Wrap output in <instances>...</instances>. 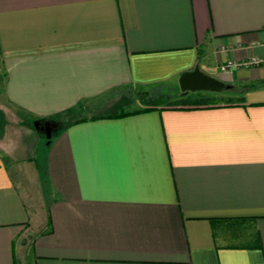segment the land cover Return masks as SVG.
Segmentation results:
<instances>
[{
    "label": "crops",
    "instance_id": "0c3cea01",
    "mask_svg": "<svg viewBox=\"0 0 264 264\" xmlns=\"http://www.w3.org/2000/svg\"><path fill=\"white\" fill-rule=\"evenodd\" d=\"M194 64L228 104L102 115ZM0 106L56 130L46 201L0 155V264H264V0H0Z\"/></svg>",
    "mask_w": 264,
    "mask_h": 264
},
{
    "label": "rangeland",
    "instance_id": "374dc122",
    "mask_svg": "<svg viewBox=\"0 0 264 264\" xmlns=\"http://www.w3.org/2000/svg\"><path fill=\"white\" fill-rule=\"evenodd\" d=\"M170 83L174 86L173 82ZM131 90L133 92H142L144 89L133 86ZM219 91H221L219 92L220 94H215L214 98L217 101H222L224 96L219 95H225L228 90L223 88ZM123 102L124 98H120L117 102L101 110L115 111L120 106L126 108L136 104L134 100L132 104L127 105L123 104ZM3 109L0 106V155H4V158L7 159L10 173L16 178L17 183L21 185L22 190L26 192H28L27 190L32 191L33 194L40 195L46 201L54 191L46 173L47 138L53 139L56 130L52 129L48 135L45 129L41 127L42 121L35 124L29 119L25 120L23 116L16 119ZM101 110L99 111L101 112ZM93 112V109L85 108L76 112V114L89 115ZM72 114L71 112L69 114L64 113V119L72 116ZM58 117L60 122L64 121V119H60L62 116ZM21 127H26L27 130H20Z\"/></svg>",
    "mask_w": 264,
    "mask_h": 264
},
{
    "label": "trees",
    "instance_id": "16d2710c",
    "mask_svg": "<svg viewBox=\"0 0 264 264\" xmlns=\"http://www.w3.org/2000/svg\"><path fill=\"white\" fill-rule=\"evenodd\" d=\"M136 86L144 89L142 92H133L131 87ZM123 88V89H122ZM119 91V98H124L123 104H132L135 101V105L124 108L118 107L115 111H107L103 116H122L139 111H146L150 109L159 108H177V109H190V108H202L218 105L219 101L214 98L216 92L209 90H179L166 81H157L147 86H138L125 83ZM112 89L108 93L112 92ZM229 98L224 97L223 104H228ZM93 116V115H92ZM82 117H75L71 121H76ZM244 218V217H239ZM247 233L242 231V241L253 242L251 245L257 246V232L255 230H248Z\"/></svg>",
    "mask_w": 264,
    "mask_h": 264
},
{
    "label": "water",
    "instance_id": "95a60500",
    "mask_svg": "<svg viewBox=\"0 0 264 264\" xmlns=\"http://www.w3.org/2000/svg\"><path fill=\"white\" fill-rule=\"evenodd\" d=\"M176 85L179 90H209L219 91L227 87L223 81L209 75L199 69L194 64L190 69H186L178 73L176 77Z\"/></svg>",
    "mask_w": 264,
    "mask_h": 264
},
{
    "label": "built area",
    "instance_id": "2783aa9c",
    "mask_svg": "<svg viewBox=\"0 0 264 264\" xmlns=\"http://www.w3.org/2000/svg\"><path fill=\"white\" fill-rule=\"evenodd\" d=\"M261 61L262 60L251 56V57L247 58L244 61H239V62H236V63H237V65L247 66V65H250V64H253V63H257V62H261ZM231 64H235V62H232L231 60L226 59L224 62H222V63H220L218 65V68L219 69H224V68L230 66Z\"/></svg>",
    "mask_w": 264,
    "mask_h": 264
}]
</instances>
